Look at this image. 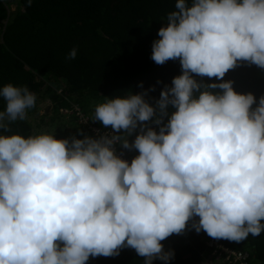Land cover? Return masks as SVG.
<instances>
[{"label": "trees", "instance_id": "1", "mask_svg": "<svg viewBox=\"0 0 264 264\" xmlns=\"http://www.w3.org/2000/svg\"><path fill=\"white\" fill-rule=\"evenodd\" d=\"M39 100L50 139L0 121V264H207L210 238L264 264V0H0V114ZM188 149L203 187L177 178Z\"/></svg>", "mask_w": 264, "mask_h": 264}, {"label": "built area", "instance_id": "2", "mask_svg": "<svg viewBox=\"0 0 264 264\" xmlns=\"http://www.w3.org/2000/svg\"><path fill=\"white\" fill-rule=\"evenodd\" d=\"M64 117H73L79 126H84L89 132V137L84 141L88 149L100 147L106 156H112L115 161L131 174L140 175L137 166L130 160V152L121 149V139L117 129L109 127L103 129L91 121L77 104H72L67 109L61 110ZM207 253L204 260L207 264H249V254L245 251L227 247L219 239L210 238L205 241Z\"/></svg>", "mask_w": 264, "mask_h": 264}, {"label": "rangeland", "instance_id": "3", "mask_svg": "<svg viewBox=\"0 0 264 264\" xmlns=\"http://www.w3.org/2000/svg\"><path fill=\"white\" fill-rule=\"evenodd\" d=\"M12 9H14V7H11V10ZM177 35H178L177 32L170 33V37L172 39H175L177 37ZM130 104H132V103H130L129 101H125V102H121L119 104L104 105V106H100L96 112L102 114L103 119L105 117L108 120H110V119L114 118L116 115L123 114V112L127 111L128 108L131 109ZM38 106H39L38 115H35V114L30 113V111L28 109H26V107H24L23 105H21L19 107L17 105L12 110H8V111H5L4 113H1L0 114V121L6 120V119H9L12 117H18V116L23 115L32 124V126L34 127V129L36 130L37 133L42 135L45 139H50L53 135L54 127H52V125H49L50 123L49 124L44 123L39 118V115H41V114H43L49 110V106H48L47 102H44L41 100L38 101ZM59 118L64 119L66 121L69 120V117L60 116ZM38 125H40V128L38 127ZM193 131H194L195 135H196V133H201L200 132V126L194 127ZM182 161L184 162V166L180 168L178 175H177V178L180 179L182 182H186V181L190 182V180L195 181V184L197 186L203 187L202 179L198 176V174L196 172L197 171L196 170L197 160L192 155V152L189 149L186 150V154L184 155ZM180 177H182V178H180ZM28 196H29V198L31 196L33 199V202H32L33 210L38 211L39 205H38V202L35 201L37 199V196L35 193V189L33 187L30 188V190L28 192ZM83 264H89V263L86 260H83Z\"/></svg>", "mask_w": 264, "mask_h": 264}]
</instances>
